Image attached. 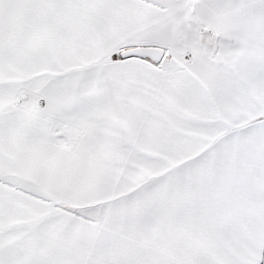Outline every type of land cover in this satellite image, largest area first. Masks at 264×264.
I'll return each mask as SVG.
<instances>
[{"label": "snow or ice", "instance_id": "6c2138e0", "mask_svg": "<svg viewBox=\"0 0 264 264\" xmlns=\"http://www.w3.org/2000/svg\"><path fill=\"white\" fill-rule=\"evenodd\" d=\"M0 264H264V0H0Z\"/></svg>", "mask_w": 264, "mask_h": 264}]
</instances>
